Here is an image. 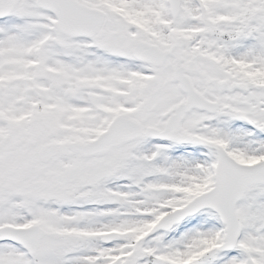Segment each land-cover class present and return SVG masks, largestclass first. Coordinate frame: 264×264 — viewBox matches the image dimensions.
Masks as SVG:
<instances>
[{"label":"snow or ice","instance_id":"obj_1","mask_svg":"<svg viewBox=\"0 0 264 264\" xmlns=\"http://www.w3.org/2000/svg\"><path fill=\"white\" fill-rule=\"evenodd\" d=\"M0 264H264V0H0Z\"/></svg>","mask_w":264,"mask_h":264}]
</instances>
